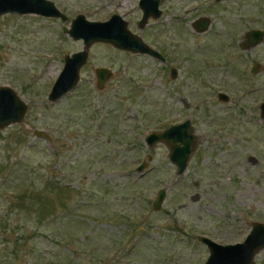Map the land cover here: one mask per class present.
Instances as JSON below:
<instances>
[{
    "label": "rangeland",
    "instance_id": "374dc122",
    "mask_svg": "<svg viewBox=\"0 0 264 264\" xmlns=\"http://www.w3.org/2000/svg\"><path fill=\"white\" fill-rule=\"evenodd\" d=\"M52 1L68 20L0 16V86L28 103L23 122L0 130V264H203L199 236L243 242L264 222V41L240 43L264 30V0H161L144 27L141 0ZM79 14L120 15L165 60L95 42L79 86L49 102L65 56L85 49L67 32ZM100 67L112 72L103 90ZM187 119L197 144L178 176L169 145L144 139Z\"/></svg>",
    "mask_w": 264,
    "mask_h": 264
},
{
    "label": "water",
    "instance_id": "95a60500",
    "mask_svg": "<svg viewBox=\"0 0 264 264\" xmlns=\"http://www.w3.org/2000/svg\"><path fill=\"white\" fill-rule=\"evenodd\" d=\"M161 0H141L140 7L143 11L139 25L144 27L150 18L158 19L162 15L160 9ZM5 14L18 15H42L47 17L68 20L52 0H0V16ZM211 24L208 17H200L193 23L198 33L206 32ZM67 30V29H66ZM68 34L75 40H83L85 49L72 55L65 56V65L56 82L54 83L48 100L55 103L67 94L74 91L81 82V69L89 57V48L95 42H105L114 45L121 50H129L135 53L149 54L161 61L164 56L139 35L133 34L128 29V23L120 15H113L104 22L89 21L83 14H79L73 21ZM264 41V30L251 29L245 35V40L240 43L242 50H248L260 45ZM260 63L252 66L253 73H259ZM98 89L106 87L112 72L106 67L96 70ZM178 69H171V78L178 77ZM218 98L229 101L230 97L225 92H220ZM261 117L264 119V102L260 106ZM28 111V103L10 85L0 86V130L23 122ZM40 130L36 133L39 134ZM145 142L149 148L156 147L159 143H166L170 147L169 158L176 165V173L182 176L188 168L189 160L196 149L197 136L191 120L170 126L163 131L152 130L145 136ZM147 163L142 162L137 168L143 171ZM167 195V189H161L154 201V209L160 210ZM199 240L206 244L210 254L203 264H256V255L264 249V222H254L252 230L243 242L235 244H221L210 237L199 236Z\"/></svg>",
    "mask_w": 264,
    "mask_h": 264
},
{
    "label": "flooded vegetation",
    "instance_id": "af4514ba",
    "mask_svg": "<svg viewBox=\"0 0 264 264\" xmlns=\"http://www.w3.org/2000/svg\"><path fill=\"white\" fill-rule=\"evenodd\" d=\"M219 1H221V0H219ZM160 5H161V2H160ZM161 9V8H160ZM162 10V9H161ZM163 12V11H162ZM162 16V15H161ZM172 69V68H171Z\"/></svg>",
    "mask_w": 264,
    "mask_h": 264
},
{
    "label": "trees",
    "instance_id": "16d2710c",
    "mask_svg": "<svg viewBox=\"0 0 264 264\" xmlns=\"http://www.w3.org/2000/svg\"><path fill=\"white\" fill-rule=\"evenodd\" d=\"M49 185H52L51 183H49Z\"/></svg>",
    "mask_w": 264,
    "mask_h": 264
}]
</instances>
